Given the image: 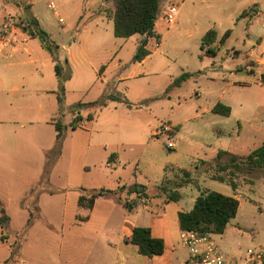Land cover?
<instances>
[{
    "label": "crops",
    "instance_id": "crops-1",
    "mask_svg": "<svg viewBox=\"0 0 264 264\" xmlns=\"http://www.w3.org/2000/svg\"><path fill=\"white\" fill-rule=\"evenodd\" d=\"M22 1L0 0V29L11 19L21 20L24 16L23 8L29 7V12L39 26L59 47L60 60L66 59L71 67L72 75L64 84L63 97L68 107L96 101L102 95L112 93L114 83L118 82L123 84L124 95L136 109L151 113L159 110V91L176 92L185 83L195 82L211 71L225 70L227 76L222 74L217 77L222 78V81L231 80L210 94L202 106L197 102L200 111L195 116L209 114L210 120L217 117L229 119L235 114L236 108L241 112L238 116L240 118H236L238 137L243 133L241 117H249L254 105L229 97L228 87L236 84L240 87L250 86L234 79L239 75L253 74L256 69L260 77L264 74V66L257 65L264 64V31L255 34L251 22L252 16L257 15L261 23L264 0H182L176 6L177 13L170 24L165 22L161 11L174 6L175 2L162 0L160 14L154 25L155 36L136 34L129 38H116L113 35L114 6L111 0H59V6L68 12V22L65 24L62 18L57 17L56 11L52 14L53 20L61 24L60 29L51 26L50 15L42 6L44 3L47 9L52 10L50 5L54 6L49 0ZM240 17L249 20L246 27L247 41L241 42L238 47L234 41L229 45L230 52L229 48L223 51L222 55L232 54L235 57L232 59L233 65L224 69L220 64L222 55L218 53L237 31ZM218 23L225 25L222 34L217 32ZM209 30L216 34L210 47L215 56H207L200 49L201 38ZM225 32H228V36L221 41ZM251 38H254V44ZM143 39L146 40L143 49L147 55L133 62L132 58ZM35 40L37 38L18 29L0 36V202L9 217L6 228L3 230L0 227V264H193L188 251L179 244L181 231L178 214L190 211L201 191L191 194L186 201L181 196L178 202L163 203L156 197V187L165 181L166 173L162 167L157 176L151 178L146 172L138 171L127 180V185L119 186L123 183V176L117 169L118 159L110 152L107 153L108 142L105 141H108L109 129L114 125L109 121L110 110L114 108L113 105H121L122 102L109 101L101 109H84L87 111L84 122L89 125L86 132L90 137L98 114L104 117L100 131L96 128L102 136L96 148L101 151L88 146L92 150L84 151L83 161L75 172L67 165L62 167L65 153L60 151L43 184L47 156L55 145L54 123L59 119V112L54 63L39 41ZM18 45L20 48H17ZM241 48L245 49L244 54H241ZM240 56L244 60L236 62ZM177 63L179 66L175 68L173 65ZM184 73L190 74L191 78L179 87L169 88L173 80ZM145 75L158 79L149 92L140 83L132 84ZM216 104L228 107L229 114L222 116L212 113ZM76 113H72L73 120L78 116L79 121L72 125L82 127L83 118ZM208 125L212 126L213 122L208 121ZM169 126L173 134L179 129L176 125ZM133 130L136 129L131 130L135 132ZM245 133L248 141H253L258 134L253 125L245 127ZM91 158L99 162H89ZM97 165L103 171L91 172V168L96 169ZM103 165L104 168H101ZM57 173H61L65 179L63 186H56L52 182ZM107 185L112 188H105ZM135 185L143 189L133 193L126 191ZM122 187L125 190L118 191ZM80 189L85 190L84 194L96 190L112 193L95 198L92 208L86 210L78 206ZM35 191L37 193L32 197ZM228 196L238 201L239 209L237 193ZM31 198L37 213L25 231L31 209L23 203ZM130 204H141L146 218L134 215L133 206L128 210ZM153 208L159 211L158 216H153ZM13 209L23 214L20 215L18 226L14 225ZM42 219L44 225H37ZM68 219L71 221L68 222ZM135 227L149 228L153 238L161 239L164 243L163 253L146 258L138 254L135 246L125 243L124 239L130 237ZM37 230L45 233V248L29 247V250L34 251L29 254L24 247L27 248L28 240L34 239L33 232ZM23 231L25 234L21 236ZM219 236H224V232ZM17 240L19 246L11 257ZM228 253L231 259L243 256L239 249H231Z\"/></svg>",
    "mask_w": 264,
    "mask_h": 264
},
{
    "label": "rangeland",
    "instance_id": "rangeland-1",
    "mask_svg": "<svg viewBox=\"0 0 264 264\" xmlns=\"http://www.w3.org/2000/svg\"><path fill=\"white\" fill-rule=\"evenodd\" d=\"M22 2V0H18L17 3ZM48 2L53 4L54 8L52 10L47 9L44 3L42 6L46 13L50 15L51 26L60 29L61 24L58 23V20H53L52 14L56 11L58 14L57 17L62 18L65 24L68 22V12H66L63 6H59V0H49ZM177 5L178 4H175L174 6L176 7ZM1 11L2 10H0V13ZM199 17H201L200 13ZM248 21L247 17L239 18V24L236 28L237 31H235L227 44L220 48L218 55H222L226 48H229L230 52L229 45L234 41L236 47H238L241 42L247 41L248 34L246 27ZM251 22L254 24L253 32L255 34L264 31L261 29L260 20L257 15L252 16ZM7 23L17 25L22 32L28 35L27 32L22 30L23 23L21 20L11 19ZM224 29L225 25H221L220 23L217 24V32L219 34H222ZM183 39H185V37H183ZM251 40L254 44V38H251ZM36 41L37 40H35V42ZM251 43L252 42H250V44ZM17 48H20V45H18ZM241 50V54H244L245 49L241 48ZM234 58L232 54L228 56L222 55L220 64L224 69L229 68L233 65L234 62L232 59ZM242 60H244V58L240 56L236 62H242ZM253 64L255 65V63ZM257 65L264 66V64ZM173 66L178 68L179 65L177 63ZM171 67L169 69H171ZM222 74L227 76V71H211L208 75L197 79L195 82L191 81L185 83V85L176 92L165 90L167 92L166 94V92L159 91L161 92L159 93V110L151 113L136 109V106L131 100L124 95L123 84L115 82L114 87L111 89L112 94L121 98L122 104L113 105L112 107L114 108L110 110L111 114L109 121L114 125L109 129L110 137L106 139L108 141H105L108 142L106 151L107 153L110 152L118 159L119 165L117 169L123 176V183L119 186L123 184L127 185V180L131 179L133 175H136L138 171L143 173L146 172L151 178L157 176V172L162 167V169H165L166 173L163 180L168 181L171 185L183 181L184 176L181 174V170L191 171L190 173L193 178L192 183H190L191 185L179 190L185 201L188 197H191V194H195L199 191L202 192L207 190L225 196L232 195L236 192L239 196L240 208L235 217L227 224L224 236L210 235V238L215 245L228 256V252H230L231 249H239L243 254L247 249H253L264 254V173L260 172L252 176L239 178L238 187L235 191L226 183L207 179L209 173H200V171H203L206 167L204 165L200 166V162H210L213 160L217 150L221 149L233 154L245 156L264 142V84H262L264 81H262L260 75L257 73V69L253 74H248L247 76L239 75V77L237 76L234 78L236 81L248 83L250 86L240 87L236 84L233 87H228L229 97L251 102L252 105H254L253 112L249 117H241L243 122H240V126L243 127V133L239 137L237 134L238 127L236 125V118H240L238 116H240L241 112L239 113L236 108L235 114L229 119L217 117L215 120H210L209 118L211 116H209V114L195 116L196 112L200 111L197 108V102L202 106V102L208 101L207 99L210 98V94L214 93L220 86L224 87L227 80H231L229 78L222 81V78L217 77V75L222 76ZM154 81L158 82V79L145 75V77L132 82V84L140 83L144 85V89L149 92L150 88L154 86ZM160 88L159 81V90H161ZM195 94H198V96H195ZM167 97H171V99L168 100ZM141 105L142 104H140V106ZM70 107H68L67 103L63 102L62 111L58 119L62 125L60 151L65 153L62 167L64 168L65 165H67V167H70L71 170L75 172L83 161L84 151L92 150V148L88 146L93 147V150L98 149V151H101L99 148H96V143L99 138H102L101 134L97 133L96 128L100 131V125L104 117L98 114L92 130L94 132H91L92 136L90 137L88 132H86L89 125L84 122V119L87 118L85 114L87 111L84 109L76 111V115L80 114L81 118H83V122L81 123L82 127L76 125L77 127L73 129V112H70ZM208 121H212L213 125L209 126ZM246 123H248V125ZM116 124L117 126H115ZM163 124L176 125L179 127L178 131L171 137L175 149L171 150L166 148V136L162 134L155 136V131ZM251 125L254 126L258 134L253 141H248L245 127ZM128 128L129 131H126ZM132 129H136L133 130L135 132H132ZM94 161H96V159L91 158L89 162ZM104 165L101 168H104ZM198 165L201 170L196 169ZM99 167L100 166L97 165L96 169L91 168V172L103 171L99 170ZM64 180L61 173H57L52 179V182L56 186H63ZM107 186L105 188H112L111 186ZM148 187H152V185ZM36 193L37 191L32 194V197H34ZM23 204L29 205L32 215L37 213L36 207L33 204V198L25 201ZM132 206L134 215L146 218L147 215L142 210L141 204H130L128 210H131ZM11 212L15 219L14 225L18 226L21 221L20 215L23 214L17 209H13ZM156 215H159V211L153 208V216ZM70 221L71 219H68V222ZM37 225L43 226L44 220L42 219ZM53 226L57 225L53 224ZM33 233L35 236L34 239L28 240L27 248L24 247L29 254L34 252L29 250V247H34L36 249L45 248L44 231L37 230ZM24 234V231L21 232V236ZM17 241L14 245L15 250L17 245L19 246V240Z\"/></svg>",
    "mask_w": 264,
    "mask_h": 264
},
{
    "label": "trees",
    "instance_id": "trees-1",
    "mask_svg": "<svg viewBox=\"0 0 264 264\" xmlns=\"http://www.w3.org/2000/svg\"><path fill=\"white\" fill-rule=\"evenodd\" d=\"M114 6L112 13L113 20V35L116 38H129L139 34L144 37L155 36L154 25L160 14L162 0H111ZM182 0H174V4L180 3ZM24 16L21 19L24 24L23 30H26V22L35 33L33 38H40L42 47L46 50L54 63V73L57 81V90L55 91L59 115L62 111V103L64 97V84L71 78L72 71L66 59L60 60L59 47L50 39L48 34L39 26L37 20L29 12V7L23 8ZM228 32H225L221 41L226 39ZM216 34L213 30H209L202 38L200 49L207 56H215V53L210 49L215 41ZM158 39V37L156 36ZM146 40L143 39L132 58L133 62L142 60L147 53L143 46ZM191 78L190 74H181L173 80L169 88L179 87L183 82ZM264 80V74L261 75ZM168 88V89H169ZM167 89V90H168ZM122 102L121 98L110 93L102 95L99 99L89 103H76L70 107V111L75 113L81 109H101L106 106L107 102ZM212 113L227 116L229 108L221 104H216L212 108ZM90 119V117H88ZM79 121V117L75 116L73 124ZM74 125L72 128L74 129ZM55 145L47 156V164L43 172V180H46L51 166L55 158L59 155L62 142V125L59 120L54 123ZM206 166L200 173L208 174L209 179L226 183L233 191L238 187V179L252 176L255 173H264V143L252 150L246 156H237L227 151H217L214 159L211 162L201 161L200 164ZM196 169H200V166ZM201 170V169H200ZM184 176L183 181H179L171 185L168 181L162 182L156 187V197L161 199L163 203L178 202L181 198L179 189L190 184L193 181L192 174L189 171L181 170ZM142 186L135 185L126 191L128 193L140 192ZM125 190V188H119ZM85 190L80 189L78 198V206L80 208L90 210L93 206L94 199L103 196L112 191L96 190L84 194ZM238 210V201L232 196H225L216 192L202 191L194 200L193 207L188 212H180L178 214V226L180 231H196L209 235H221L229 221L233 219ZM33 220L32 213H29V218L26 222L24 230L26 231ZM9 222V217L6 215L4 207L0 202V227L4 230ZM124 242L135 246L139 255L150 258L159 256L163 253L164 243L161 239L153 238L150 229L146 227H135L129 238H125ZM16 250L11 251V257L14 256Z\"/></svg>",
    "mask_w": 264,
    "mask_h": 264
},
{
    "label": "built area",
    "instance_id": "built-area-1",
    "mask_svg": "<svg viewBox=\"0 0 264 264\" xmlns=\"http://www.w3.org/2000/svg\"><path fill=\"white\" fill-rule=\"evenodd\" d=\"M50 7L53 9L51 5ZM176 13L177 9L174 6H169L161 11L163 19L168 24L173 22ZM260 25L264 30V17H262ZM13 29L20 30L13 23H5L0 29V36L8 35ZM262 58H264V54H262ZM159 134L167 137L166 148L174 149V143L171 141L173 129L169 125L163 124L155 131V136ZM180 246L188 251L189 259L193 264H264V254L253 249H247L240 259H231L215 245L209 234L196 231H181Z\"/></svg>",
    "mask_w": 264,
    "mask_h": 264
},
{
    "label": "water",
    "instance_id": "water-1",
    "mask_svg": "<svg viewBox=\"0 0 264 264\" xmlns=\"http://www.w3.org/2000/svg\"><path fill=\"white\" fill-rule=\"evenodd\" d=\"M11 1H14V0H11ZM16 6L18 7L19 5L16 4ZM26 30H27V33L30 37H34L35 36V33L34 31L32 30V28L28 25V23L26 22ZM37 40L39 41L40 44H42V41L40 38H37Z\"/></svg>",
    "mask_w": 264,
    "mask_h": 264
}]
</instances>
